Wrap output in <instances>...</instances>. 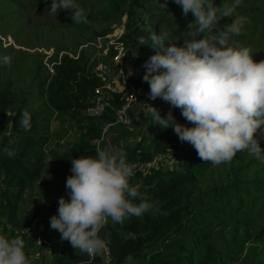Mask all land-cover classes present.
<instances>
[{"label": "trees", "instance_id": "trees-1", "mask_svg": "<svg viewBox=\"0 0 264 264\" xmlns=\"http://www.w3.org/2000/svg\"><path fill=\"white\" fill-rule=\"evenodd\" d=\"M144 1L120 0L123 14L127 13L130 23L144 7ZM114 4L118 6L119 1ZM258 23L262 24V20L254 21V24ZM158 30L157 26L147 32L139 27L135 30L143 36L144 43L139 42V63L144 70L145 61L160 51L152 47L149 39L151 34H159ZM1 47L5 49L0 43ZM11 49L23 51L10 45L8 50ZM35 66L32 90L27 94L20 93L12 86L11 79L0 73V232L21 236L26 254L33 247L42 248L58 234L50 227V217L57 212L58 198H67L65 183L71 175L70 159L95 155L98 141L103 142L104 134H108L110 128L124 124L116 122L115 110L122 103L119 93L108 98L112 106H107L100 115H87V107L96 101L92 100V95L102 85L103 78L100 81L94 75L85 54L78 59L63 55L60 63L53 64L55 72L51 75H40L42 63L39 60ZM143 75L138 72L137 83L149 93ZM36 89L40 92L38 99L43 101L41 109H34L31 105ZM147 100L162 117L170 110L169 103L159 97L152 100L147 95ZM22 110H27L31 116L28 131L20 125ZM171 111L177 121H186L182 120L179 108H171ZM54 112L67 116L72 123L77 122L76 128L81 132L67 151L59 153L50 149L54 163L47 169L49 177L44 178L46 184L39 199L40 205L22 219L19 206L23 190L43 178L45 172V145ZM152 112L153 109L148 113L149 117ZM141 119L140 124L145 128L148 120L143 115ZM106 124L111 126L105 131ZM152 130L149 135L153 143H147L149 135L139 131L122 143L121 150L134 166L135 175L130 183L139 185L140 198L151 201L153 207L140 217L131 216L122 223L109 221L102 228L100 235L106 239L112 258L108 264H125V257L129 254L133 257V264H229L228 260H236L249 248L252 253L243 258L241 264H264V171L259 173L255 167L249 171L253 165L251 162L246 167H232L228 174L219 177L210 191L212 197H222L219 202L214 203L211 198L206 202L195 201L201 191L197 181L207 173L208 168H205L209 161L198 157L192 146L183 144L172 128H162L153 121ZM179 144H182L181 148ZM5 149L15 150V156L9 158ZM168 154L177 159L176 167L165 166ZM157 157L164 165H151ZM58 188L62 192L48 205L49 196ZM204 193L206 195L207 191ZM133 202L138 203L139 198H134ZM35 219H39L38 223ZM26 227L36 235L20 233ZM55 255L52 264H88L92 261L89 254L73 249L69 242L61 245L60 252L56 249ZM43 258L48 260L49 256L43 255ZM101 258V255L95 257L96 260Z\"/></svg>", "mask_w": 264, "mask_h": 264}, {"label": "clouds", "instance_id": "clouds-1", "mask_svg": "<svg viewBox=\"0 0 264 264\" xmlns=\"http://www.w3.org/2000/svg\"><path fill=\"white\" fill-rule=\"evenodd\" d=\"M173 2L183 15L192 14L189 29L194 27V32L179 45L168 32L149 37L152 47L160 51L145 61L142 79L149 85V99L159 97L170 105L163 117L150 106L152 120L162 128H172L180 141L191 144L198 157L213 165L231 161L242 150L264 160L259 143L264 139V60L254 61L249 46L231 39L248 20L244 15L233 17L241 0H221L220 5L214 0ZM48 10L52 15L68 10L73 23H88L78 0H51ZM223 17L233 18L221 26ZM139 42L144 43L142 38ZM11 59L0 54V65H9ZM171 108H179L191 126L178 123ZM20 125L25 131L31 128L27 110L21 112ZM5 152L9 158L16 154L12 149ZM70 160L67 198H58L50 227L80 253L104 256L107 246L100 232L109 220L122 223L128 217H140L153 203L140 198L139 185L130 183L134 166L118 147L105 145L95 155ZM134 198L139 202L134 203ZM0 264H28L21 236L0 232ZM125 264H133L130 254Z\"/></svg>", "mask_w": 264, "mask_h": 264}, {"label": "rangeland", "instance_id": "rangeland-1", "mask_svg": "<svg viewBox=\"0 0 264 264\" xmlns=\"http://www.w3.org/2000/svg\"><path fill=\"white\" fill-rule=\"evenodd\" d=\"M117 1H119L118 6L114 4ZM78 2L85 11L88 19L87 24L73 23L68 10H62L57 15L50 14L48 7H50L51 0H0V43L5 47L3 50L2 47L0 48V54H7L12 57L9 65H0V73L4 78H10L12 86L16 87L20 93L27 94L32 90L31 83L35 77L36 61L39 60L42 63L40 75L44 76L55 72L53 64L60 63L63 55L68 54L74 59H78L85 54L87 64L94 75L99 77L100 81L103 78L102 85L92 95V100H94L104 92L106 87L104 84L110 82L114 83L115 86L119 85V66L113 61L112 57L116 53L115 45L109 42L114 41L112 40L113 37H116L120 42L123 41L133 53L132 66L128 62L130 57L128 51L125 53L123 62L127 63L130 72L133 73L132 76L130 73L128 76H131L130 80L136 85L138 96L130 108L131 117L128 120L129 122L117 125L118 127L114 129L110 128L109 133L104 134L102 137L103 142L100 144L101 141L99 140L97 144L98 148H102L104 147L103 144L108 142L109 145L122 149V143L124 144V141L135 133L137 134L140 131L149 135L153 131L152 117L148 115L152 111V104L147 100L148 91L144 86L137 83L138 72L144 73L146 69L144 70L139 63L138 40L143 36L136 33V28L145 29V32H147L148 29L157 26L159 33L168 32L170 39L177 40L176 43L179 45L183 43V39L190 38V31L194 32V27L191 30L189 29V24L194 17L191 13L187 16L183 15L180 7L173 0H145L144 7L140 9L138 16L131 23L127 13L123 14L124 8L120 0H78ZM214 3L220 5L221 0H214ZM235 15H244L248 20L242 32L231 37V39L241 45L249 46L253 52L254 61L264 60V0H241L240 5L233 13V17ZM233 17H223L219 24L223 26L230 23ZM258 19L262 20V24H254V21ZM104 30L105 32H103ZM165 43L167 44V42ZM10 45L23 51L8 50ZM50 58L53 61H50ZM39 96L40 92H37L36 89L31 104L34 109L43 108V101L38 99ZM87 111L86 113L89 115ZM141 115L145 117V120H148L145 128L140 124ZM177 122L191 126L189 122L181 121V119ZM76 123L69 121L65 115L60 116L59 112L51 114L49 140L45 145L47 150L45 172L43 178H39L33 184H28L23 190L21 205L19 206L20 218H25L34 207L40 205L39 199L45 190L46 184L44 178L49 177V174L46 173L47 169H50L54 163L50 149H54L59 153L67 151L71 144L78 139L81 132L79 128H76ZM146 141L147 143H153L150 135ZM182 143L191 146L188 142ZM259 143L261 149L264 150V139H261ZM181 146L182 144H179V148ZM165 161H167L165 166H177L175 156L168 154ZM250 162L254 166H250L249 171L255 167L256 171L263 173L264 160L256 158L247 150L237 152L232 160L227 163L213 165L209 162L205 168H208L207 173L202 174L197 181L201 191L195 196V201L206 202L211 198L212 202H219L222 197L220 195L212 197V192H210L212 186L216 184L220 176L228 174L232 167L238 168L240 165L246 167ZM161 164L164 165V162H159L157 167H160ZM205 169L203 172L206 171ZM245 177L250 176L246 175ZM204 191H207L206 195ZM61 192V188L54 190L49 196L47 204L50 205ZM38 221L39 219H35V223H38ZM22 232L26 236L36 235L35 231H31L29 227L23 228L20 233ZM3 233L9 234L8 231H3ZM60 236L61 234L58 232L57 235H53L52 240L49 241L50 243L46 242V245L42 248L33 247L30 249L26 254L28 264H52L56 258L55 250L57 249L60 252L61 245L68 242L67 240H61ZM254 245L259 246L256 243ZM251 253L252 249L249 248L243 255H239L236 260L234 258V261L228 260V262L229 264H241V260L251 255ZM43 255H48V260H45ZM91 260L92 262L88 264H100L104 261L102 258L96 260L94 256H91ZM135 264L140 263L136 262Z\"/></svg>", "mask_w": 264, "mask_h": 264}, {"label": "built area", "instance_id": "built-area-1", "mask_svg": "<svg viewBox=\"0 0 264 264\" xmlns=\"http://www.w3.org/2000/svg\"><path fill=\"white\" fill-rule=\"evenodd\" d=\"M112 40L114 41H111L109 43L115 45L114 48L116 50V53H114L112 57H113V61L119 66V80H118L119 85L115 86L114 83H110V82L104 84L106 85L104 92L95 99L96 100L95 103L89 106L88 111L87 110L86 111L91 116L100 115L105 110V108H107V106H112L108 98H110L112 95H116L119 93L121 94L122 97V103L118 105L115 110V115L117 117L116 122L125 124L129 122L128 120L131 117L130 108L138 96V89L136 85L130 80V77L133 75V73L130 72L127 63L123 62L125 58V53L128 51L130 54V57L128 58V62H130L132 66L133 53L126 47L123 41L121 42L118 41L116 37H113ZM129 73L131 76H128ZM110 126H111L110 124H106L104 126L105 131L108 130ZM159 162H160V157H157L153 162H151V165L157 167ZM102 238L104 239L107 246V251L103 256V260H104V264H108L112 260L111 253L106 239L104 237Z\"/></svg>", "mask_w": 264, "mask_h": 264}, {"label": "crops", "instance_id": "crops-1", "mask_svg": "<svg viewBox=\"0 0 264 264\" xmlns=\"http://www.w3.org/2000/svg\"><path fill=\"white\" fill-rule=\"evenodd\" d=\"M92 262V261H91ZM94 264H97V263H94Z\"/></svg>", "mask_w": 264, "mask_h": 264}]
</instances>
